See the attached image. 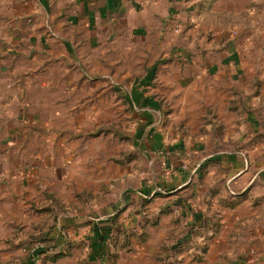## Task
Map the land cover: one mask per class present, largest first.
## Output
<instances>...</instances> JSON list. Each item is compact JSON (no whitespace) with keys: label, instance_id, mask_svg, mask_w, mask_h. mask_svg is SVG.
Here are the masks:
<instances>
[{"label":"crops","instance_id":"obj_1","mask_svg":"<svg viewBox=\"0 0 264 264\" xmlns=\"http://www.w3.org/2000/svg\"><path fill=\"white\" fill-rule=\"evenodd\" d=\"M216 1L192 10L184 0H0V264L37 262L43 247L31 238L49 218L41 207L50 210L54 197L72 203L77 191L99 192L94 184L103 178L93 172L71 176L61 151L71 146L56 143L61 133L49 119L68 116L65 100L91 80L120 82L126 70L134 83L135 70L146 65L141 54L150 51L137 49V41L162 43L163 100L177 99L182 85L203 89L206 80L218 86L195 93L199 100L216 93L231 100L221 84L264 82L263 59H245L262 49L256 37L264 38V26L249 25L264 23V0L235 3L246 11L238 39L226 21L233 9L218 8L234 0ZM205 19L214 24L205 26ZM187 26L194 28L182 35ZM155 58L131 99L140 107L137 133L147 132L145 150L163 161V175L119 188L94 218L64 213L53 230L47 220L39 241L60 248L47 254L48 264H264V167L254 166L263 159L249 149L212 151L209 139L170 141L167 125L162 138L146 114L152 97L142 90L162 65ZM25 240L33 252L19 246ZM62 250L69 254L53 261Z\"/></svg>","mask_w":264,"mask_h":264},{"label":"rangeland","instance_id":"obj_2","mask_svg":"<svg viewBox=\"0 0 264 264\" xmlns=\"http://www.w3.org/2000/svg\"><path fill=\"white\" fill-rule=\"evenodd\" d=\"M184 1L187 7H194H191L192 10L196 7L207 10L217 2L216 0ZM237 1L239 0H234L229 4H219L218 8L233 9L227 15L226 21L232 23L231 34L238 39L241 36L240 28L242 26L240 23L246 21V11H242L245 8L241 7L239 3L235 5ZM249 6L255 7L256 3L252 2ZM233 7L238 9L234 10ZM261 21V19L257 22L251 21L249 27L264 26V23H260ZM212 23L213 21L209 19L204 20L205 26H210ZM189 24L194 25L192 22ZM198 27L200 26L198 25ZM190 28H194V26H187L182 35H185ZM207 37L210 39L212 33ZM256 38L260 40L258 47L262 49L258 51L253 49L245 56V59H250L253 63L256 58H262L264 61V38L260 36ZM243 41L245 42V40ZM161 45L160 40L155 37H152L150 41H137L135 45L137 49L148 48L150 51L147 52L149 55L141 54L143 57L146 56L145 60L141 62L146 65L135 70L136 81L134 83L131 81V77L128 79L126 70L121 71V78L124 77V80H119L120 82L116 79H114L115 81L103 80L102 83L91 80L80 86L82 93L76 94L75 98L72 97L71 100H65V107L71 108L68 116L56 117V123L52 121L53 119H49L51 125L58 130L56 134L61 133V137L56 135L58 136L56 143L62 147V143L67 141V144L71 146V149L67 148L68 150L61 149L65 152L63 154L64 161H66L65 167L71 169V176L74 177L78 171L84 169L89 173L93 172L95 177L103 178V180L94 184L99 189L97 194L77 191L72 203H65L54 197L50 210L47 206L41 207L40 212L45 213L44 216L48 212L49 218L41 220L39 232L31 238V242L36 241L35 244L46 249V252L39 254L38 260L34 264H48L47 254L60 249L58 246H54V243L49 239L43 242L39 241V238L45 233L43 230L44 226L48 225L47 220L49 224L52 223L50 229L53 230L64 213L73 216L82 214L86 216V219L94 218L106 208L105 203L112 199L116 200L119 188L128 186L134 189L139 186V183L153 181L159 175H163V161H158L145 150L147 132L144 130L137 133L141 123L140 107L136 108L131 99V93L135 86L139 87L137 81L140 75L147 70L149 60L153 61L154 57H156L155 60L163 57ZM157 49H161L162 53L154 51ZM137 56L139 57L138 54ZM158 61V65L160 63L162 65L157 68L156 79L142 90L152 97L146 101V107L149 108L146 114L151 115L149 118L154 123L156 131L161 133L162 138L163 126L167 125L165 134L170 141L209 139L215 144L212 145V151L249 149L255 160L262 158L264 162V82L261 83L256 77L252 83L241 82L238 87L221 84L222 90H231L229 94H234L231 95V100L225 99L221 93H216L213 100H199L194 96L195 93L208 91L209 86H218L206 80L203 89L199 86L182 85L177 89V99L163 100V59ZM257 71L261 70L257 68ZM249 74L254 76L255 64L249 69ZM173 89L174 92L175 89ZM189 93L191 95L186 97V94ZM253 121L256 122V125H253ZM47 122L45 121L44 124L46 125ZM59 129L61 130L59 131ZM157 163H159L158 168H156ZM63 165H60L59 168ZM254 166L264 167V163H259L256 160ZM31 242L25 240L19 246L24 248ZM85 245L88 246V243H82V248Z\"/></svg>","mask_w":264,"mask_h":264},{"label":"trees","instance_id":"obj_3","mask_svg":"<svg viewBox=\"0 0 264 264\" xmlns=\"http://www.w3.org/2000/svg\"><path fill=\"white\" fill-rule=\"evenodd\" d=\"M43 242V241H42ZM43 252H46V249H40L39 253H43ZM69 253L68 252H64L63 250L54 254V256L52 257V260L55 261L57 258H60V257H63L65 255H68Z\"/></svg>","mask_w":264,"mask_h":264},{"label":"built area","instance_id":"obj_4","mask_svg":"<svg viewBox=\"0 0 264 264\" xmlns=\"http://www.w3.org/2000/svg\"><path fill=\"white\" fill-rule=\"evenodd\" d=\"M192 23H195V18H191V20H190ZM170 168V170H171V167H169ZM33 245H31V244H28L27 246H25L24 248H23V250L24 251H29L30 250V252H33L34 250L32 249H30L31 247H32ZM34 247V246H33Z\"/></svg>","mask_w":264,"mask_h":264}]
</instances>
